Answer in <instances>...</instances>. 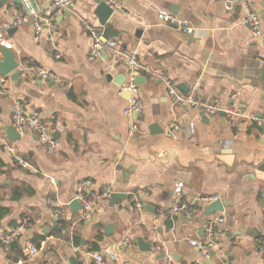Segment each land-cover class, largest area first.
Instances as JSON below:
<instances>
[{
	"label": "crops",
	"instance_id": "crops-1",
	"mask_svg": "<svg viewBox=\"0 0 264 264\" xmlns=\"http://www.w3.org/2000/svg\"><path fill=\"white\" fill-rule=\"evenodd\" d=\"M21 1L5 0L0 22H9ZM35 1L45 8L50 0ZM111 1L116 8L104 25L94 14V0H74L53 16L51 38L43 30L35 39L25 24L7 30L0 41L18 63L36 64L58 78L49 83L0 77L9 90L0 95V131L12 126L19 136L12 142L0 133V241L22 219L29 222L15 247L0 245V264H112L94 260L106 250L121 264H165L166 256L172 264H264V123L255 121L264 116V0L251 5L261 22L256 37L241 24L244 9L238 0L230 10L223 0ZM161 9L193 30L160 24ZM81 19L103 27L107 43L134 54L144 67L163 71L205 103L235 108L241 116L231 120L200 106H173L160 78L140 72L143 110L136 117L138 132L127 138V95L115 82L125 81L127 68L121 63L109 68L105 53L86 59L90 39ZM14 101L40 114L54 149L29 127L12 124ZM174 120L179 129L171 138L165 131ZM81 182H87V196L108 188L125 197L111 204L109 196L82 216L81 208L69 206ZM177 184L184 199L216 195L223 211L206 216L200 205L190 217L165 214ZM134 198L140 209L133 207ZM217 215L222 221L214 226V245L203 259L204 223ZM166 219L171 227L164 225ZM137 237L151 250H140ZM31 245L36 255L28 254Z\"/></svg>",
	"mask_w": 264,
	"mask_h": 264
},
{
	"label": "built area",
	"instance_id": "built-area-1",
	"mask_svg": "<svg viewBox=\"0 0 264 264\" xmlns=\"http://www.w3.org/2000/svg\"><path fill=\"white\" fill-rule=\"evenodd\" d=\"M74 0H50L45 8H41L35 0H22L19 8L13 13L12 18L9 22H0V41L4 38L7 30L18 27L21 25L28 24L32 27L34 38L38 39L40 33L46 30L49 37L51 38L55 33V24L53 16L56 13L67 9ZM244 9V15L241 19V24L249 26L251 29V35L256 37L261 33V22L257 14L251 10L253 0H238ZM105 2L112 8L116 6L111 0H105ZM235 0H223V6L225 10H230ZM157 20L160 24L165 26H171L177 31L190 32L193 27L189 23L173 13L166 10H157ZM83 30L90 39V47L86 54L88 61L100 58L104 53L108 57L109 68L114 67L116 64H124L127 68L126 79L119 86V93H127L126 106L123 109V114L129 118L130 122L126 130V137H133L139 130V125L136 117L142 113L143 107L139 98L138 84L134 81V73L142 72L144 75H153L160 78L163 82L166 93L169 97L170 103L173 106L183 107H199L204 105V111L209 115H215L219 112H223L229 119L234 120L241 116V112L235 108L229 106H223L218 102L201 103L199 97L194 93L190 92L183 94L176 89V84L172 82L166 74L161 70H151L144 67L137 60L136 56L131 53L121 51L118 47L109 44L104 39L103 27L92 25L89 21L81 19ZM55 53H59L55 46ZM57 57L59 54L56 55ZM16 69L18 70L19 77L25 78H39L42 80H51L58 82V78L50 71L31 63H18ZM9 90L4 84V81L0 78V95L7 96ZM11 120L12 124L18 127L27 126L33 133L36 134L37 138L45 143L49 149H54L56 143L50 136L46 123L41 119L38 112H29L24 110L18 101H14L11 106ZM257 123H264V116L261 118H255ZM179 129V125L176 120L171 121L166 128V135L174 138ZM3 148L9 151L14 160L21 167L26 166L25 160L20 156L14 154L13 149L3 144ZM87 182L78 183L75 191V198L80 203L82 216L88 215V213L97 205V203L110 196L111 190L104 188L101 191L92 195H85L84 189ZM218 197L216 195H200L193 199H184L180 194L179 185L175 187L174 195L171 203L164 211L167 215L181 214L185 217H190L197 213L200 209V205H207L215 201ZM141 203L138 199L134 198L133 207L135 209L141 208ZM220 216H210L204 223L205 240L199 244V256L203 259L208 257V250L214 245V226L221 222ZM29 222L27 218L22 221L11 231L3 236L0 241V245L6 247L12 240L20 236L23 229L28 226ZM37 249L34 246H29L28 254L33 256L37 254ZM108 260L112 264H121L117 254L112 250H106L103 254H94V260L97 263H102ZM165 264H172L170 256L165 257Z\"/></svg>",
	"mask_w": 264,
	"mask_h": 264
},
{
	"label": "water",
	"instance_id": "water-1",
	"mask_svg": "<svg viewBox=\"0 0 264 264\" xmlns=\"http://www.w3.org/2000/svg\"><path fill=\"white\" fill-rule=\"evenodd\" d=\"M4 2H5V0H0V6H2ZM18 2H19V0H13V3H15V4H17ZM94 3L96 4L95 9H94V14L97 16L99 23L101 25H104L106 23V21L108 20V18L112 15L113 8L111 6H109L105 2V0H94ZM172 12L175 13L176 11L172 10ZM13 31H14V28H11L8 33H12ZM0 53H1L0 77L3 78V77L8 76L10 79H19L20 77L18 74V70L16 69L18 62L15 59V55H14L13 51L4 45H1L0 46ZM123 80L124 79H120L118 77V79L115 82L117 84L121 85ZM46 81H48L49 83H53V81H51V80H46ZM134 81L137 84H141L145 81V77L142 76L139 72H135L134 73ZM176 89L179 90L183 94H187L188 90H189V88L185 84H182V83L177 84ZM125 94L127 95V93H125ZM200 102L204 103L205 101H204V99H200ZM200 109L202 111H204V105H201ZM220 114L225 115L222 111L220 112ZM257 117H259V115ZM152 127L153 126H150L149 129L151 130ZM0 133H2L5 137H7L12 142H15L19 137L17 131L12 126H7V127L3 128V130L0 131ZM124 197H125L124 193L114 191V192H111L109 201L112 204L115 200L120 199V198H124ZM69 206L72 210H78L80 208V203L77 199H72V201L69 203ZM145 208H147V207H145ZM165 210L166 209H164L163 211H165ZM221 211H223V205H222L219 198H217L215 201L204 206V215H206V216H208L212 213L221 212ZM164 225L166 227H171L172 226L171 219L164 220ZM110 228H111L110 226L105 228V232L107 233L110 230ZM135 241H136L140 250H143V251H150L151 250L150 244L145 243L141 238L137 237ZM8 245L10 248L15 247L17 245V241L12 240ZM209 255H212V252H209ZM161 256L164 257L163 254H161ZM206 264H209V261H207Z\"/></svg>",
	"mask_w": 264,
	"mask_h": 264
}]
</instances>
